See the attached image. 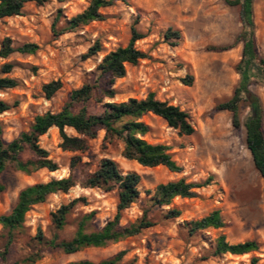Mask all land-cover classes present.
<instances>
[{
    "label": "rangeland",
    "instance_id": "374dc122",
    "mask_svg": "<svg viewBox=\"0 0 264 264\" xmlns=\"http://www.w3.org/2000/svg\"><path fill=\"white\" fill-rule=\"evenodd\" d=\"M90 0H48L37 5L27 3L19 15L0 18V44L8 37L14 47L35 43L32 53L13 52L0 57V77L15 80L16 85L0 89V100L10 108L0 113L2 137L11 141L27 130L36 115L46 111H59L70 90L96 78V66L105 54L127 45L131 27L145 36L135 46L146 57L135 65L126 66L124 77L115 79V96L103 102H122L128 98H143L154 92L156 98L177 105L189 114L194 128L191 135L179 134L166 122L153 114L141 120L149 126L143 139L161 143L169 148L172 159L181 166L180 172H171L163 166L144 167L121 156L122 144L115 140L102 145L103 130L89 140L84 153L70 152L59 147L57 128L52 127L39 137L38 144L57 164L55 171L39 168L24 173L7 168L1 174L5 186L0 193V216L15 204L18 192L27 185L45 182L51 178L67 177L70 159L77 155L86 167L80 166L75 175L81 179L85 172L95 169L97 162L107 157L118 165L121 172L135 171L140 175L138 201L122 211L121 224L133 222L142 215L147 198L156 185L179 178L187 182L209 184L195 188L192 198H175L169 206L153 208L154 225L133 236L123 238L104 247L86 248L74 254H65L59 248L38 244V232L50 239L56 233L59 239L73 234L77 219L93 213L90 229H100L116 212L117 193L103 192L98 188L76 185L66 193L50 194L42 203L26 212L23 226L14 232L13 241L0 264H12L32 253L38 254L33 263L66 264L78 259L100 261L124 251L122 262L130 264H249L258 258L264 264V179L253 166L245 145L244 121L249 114L245 101L238 106L239 127L232 124V114L219 110L217 105L229 99L239 81L236 64L241 57V31L239 8L224 0H117L101 9L103 19L92 21L72 32L53 35L51 24L56 16L57 26L81 12ZM253 21L256 50L264 60V0H253ZM177 31L179 37L165 39V32ZM99 42L100 50L85 57L87 50ZM8 63V72L2 69ZM191 77V85L183 80ZM60 80L62 87L46 98L42 85ZM249 89L261 100L264 129V86L252 80ZM100 104L92 102L90 111L97 112ZM68 135H76L65 128ZM23 158H30L27 153ZM83 198L67 216L63 230L57 232L50 215L60 205L74 198ZM177 208V218L166 219L163 213ZM219 210L224 226L208 228L190 236L183 226L185 221L199 219L212 210ZM0 224V252L5 238ZM218 234L229 243L255 240L258 249L243 255L213 256L211 246Z\"/></svg>",
    "mask_w": 264,
    "mask_h": 264
},
{
    "label": "trees",
    "instance_id": "16d2710c",
    "mask_svg": "<svg viewBox=\"0 0 264 264\" xmlns=\"http://www.w3.org/2000/svg\"><path fill=\"white\" fill-rule=\"evenodd\" d=\"M48 0H0V18L19 15L23 7L30 2L41 5ZM117 0H90L89 4L81 12L66 19L62 26H57L61 15L56 14L51 31L53 35L72 32L92 21L103 19L101 9L112 5ZM229 6L239 8V20L241 31L237 41L241 42V57L236 64L239 81L232 96L217 105L219 110H226L232 114V124L239 127L238 106L241 101L247 103L249 114L244 121L245 145L248 149L253 166L261 178L264 179V129L263 107L260 98L249 89L252 80L261 82L264 86V60L259 56L254 37L253 0H224ZM145 35L136 27H131L127 45L117 47L104 55L96 66V78L93 82H85L80 87L70 90L62 108L57 112L46 111L34 117L30 127L21 131L11 141L2 137L0 127V193L5 186L1 181V174L12 168L24 173H30L39 168L55 171L57 164L48 156V152L38 144L39 137L52 127L57 128L62 150L84 153L89 149V140L96 138L99 130L104 131L102 145L111 144L117 140L122 144L121 156L132 160L144 167L163 166L171 172H180L181 166L171 157L168 146L161 143H149L143 136L149 132V126L141 118L150 113L163 119L166 124L182 135H191L194 128L190 123L189 114L177 105L156 98L154 92H148L143 98H128L122 102H103L104 98H113L116 94L113 88L115 79L124 77L127 65H135L147 55L135 46V42ZM179 33L168 29L165 39L178 38ZM35 43H23L14 47L11 39L6 37L0 44V57H7L13 52L32 54L37 50ZM100 50L99 42H95L84 55L89 57ZM11 65L3 64L2 69L8 72ZM186 85H191V77L183 80ZM16 85L15 80L0 77V89L10 88ZM62 87L60 80H52L42 85L41 89L46 98L52 97ZM100 104L97 112H91V104ZM10 105L0 100V113L8 110ZM65 128H71L76 135H68ZM27 153L30 158H23ZM88 163H82L80 156L70 159V173L67 177L51 178L45 182H37L22 188L17 195L13 207L0 216V224L4 230L5 244L0 256H5L13 241L14 232L23 226L26 212L31 206L42 203L53 193H66L72 187L79 185L82 188H98L103 192L115 190L117 193L116 212L112 219L108 220L100 229H90L93 213L82 215L77 219L76 227L69 238L59 239L58 234L46 239L41 232L35 237L38 244L59 248L65 254H74L86 248L104 247L123 238L136 235L142 229L152 227L154 221L151 218L153 208L169 206L175 198H192L196 195L195 188L209 184L210 178L202 183L187 182L184 178L159 183L154 192L147 198V206L142 209V215L133 222L121 224L122 211L130 204L138 201L140 191L138 188L140 175L135 171L121 172L115 161L110 158H101L94 170L84 173L81 179L75 175V170L86 167ZM83 201V198H74L60 205L51 213L50 219L53 228L59 232L63 230L67 216L75 205ZM181 211L177 208H169L163 213L166 219L179 217ZM184 228L188 235L193 236L198 232L212 228L219 229L224 226L220 211L215 209L205 216L185 221ZM258 249L255 240H247L238 243H229L223 234H218L211 246V254L220 256L223 254L243 255ZM124 251L100 261L78 259L66 264H130L122 262ZM38 254L32 253L12 264L33 263ZM258 258L252 256L249 264H257Z\"/></svg>",
    "mask_w": 264,
    "mask_h": 264
}]
</instances>
